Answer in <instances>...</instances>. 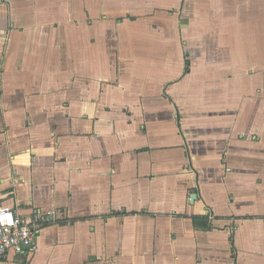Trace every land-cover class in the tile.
Returning <instances> with one entry per match:
<instances>
[{"label": "crops", "instance_id": "crops-1", "mask_svg": "<svg viewBox=\"0 0 264 264\" xmlns=\"http://www.w3.org/2000/svg\"><path fill=\"white\" fill-rule=\"evenodd\" d=\"M0 202V264H264V0H0Z\"/></svg>", "mask_w": 264, "mask_h": 264}, {"label": "built area", "instance_id": "built-area-1", "mask_svg": "<svg viewBox=\"0 0 264 264\" xmlns=\"http://www.w3.org/2000/svg\"><path fill=\"white\" fill-rule=\"evenodd\" d=\"M50 219L40 216L35 220H25L0 202V258L9 253L20 254L36 249L35 236L40 226Z\"/></svg>", "mask_w": 264, "mask_h": 264}, {"label": "water", "instance_id": "water-1", "mask_svg": "<svg viewBox=\"0 0 264 264\" xmlns=\"http://www.w3.org/2000/svg\"><path fill=\"white\" fill-rule=\"evenodd\" d=\"M195 197H196L195 194H192V195H191V197H190V201H191V203L194 201Z\"/></svg>", "mask_w": 264, "mask_h": 264}, {"label": "trees", "instance_id": "trees-1", "mask_svg": "<svg viewBox=\"0 0 264 264\" xmlns=\"http://www.w3.org/2000/svg\"><path fill=\"white\" fill-rule=\"evenodd\" d=\"M190 219H191V222H193L194 221V219H195V217H190ZM194 224V223H193Z\"/></svg>", "mask_w": 264, "mask_h": 264}]
</instances>
